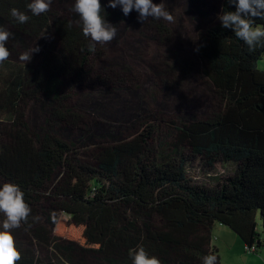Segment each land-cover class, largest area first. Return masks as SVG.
<instances>
[{
  "label": "trees",
  "instance_id": "16d2710c",
  "mask_svg": "<svg viewBox=\"0 0 264 264\" xmlns=\"http://www.w3.org/2000/svg\"><path fill=\"white\" fill-rule=\"evenodd\" d=\"M27 3L0 0V12L19 7L29 17L33 33L52 27L61 37L59 47L47 50L37 65L9 63L0 92V110L14 119L9 142L0 143V181L20 186L31 224H38L35 203L46 196L73 219L86 251L108 254L107 248L115 243L112 247L118 248L120 241L142 246L153 241L154 249L158 242L170 244L196 251L202 259L215 222L229 226L246 246L256 245L259 251L264 246L259 230L261 225L264 232V70L258 62L264 57V44L249 51L220 21L207 27L200 33L197 50L207 76L225 100L222 110L183 124L171 147L162 149L160 143L158 150L151 146L150 131L99 145L91 159L83 160L75 142L31 131L23 120L22 104L40 96L61 104L67 99L68 80L90 83L99 76L93 67L97 46L90 47L92 42L84 37L81 23L52 18L49 12L34 16ZM101 4V14L108 22L132 14L124 16L120 8ZM223 7L234 10L229 0H223ZM11 19L17 28L28 30ZM255 22L264 24V19ZM197 160H204L210 169L219 163L230 164L232 170L215 178L213 185L195 184L187 167ZM130 210L156 212L163 216L164 226L144 225L147 241L133 236L129 230L138 229L137 217ZM36 229L42 244L49 246L44 228ZM17 250L20 259L14 264H58L35 249ZM215 251L216 264H220Z\"/></svg>",
  "mask_w": 264,
  "mask_h": 264
},
{
  "label": "rangeland",
  "instance_id": "374dc122",
  "mask_svg": "<svg viewBox=\"0 0 264 264\" xmlns=\"http://www.w3.org/2000/svg\"><path fill=\"white\" fill-rule=\"evenodd\" d=\"M101 1L107 4L108 0ZM155 2L170 13L172 21L148 18L142 22L137 19L135 10L122 22L110 21L116 28V35L109 42L96 43L97 51L93 57L94 71L99 76L92 77L94 79L90 83L83 85L68 80L64 104L45 96L22 104L23 120L31 131L73 141L81 148L79 156L89 160L99 150V145L118 143L135 134H149L150 131L151 146L158 150L160 143L164 144L161 145L162 149L171 147L182 133L183 124L209 118L222 110L225 100L207 76L206 64L197 48L200 33L219 21L217 14L222 9L223 0ZM64 7L67 5L50 0L45 13H54L60 18L81 23L79 16L67 14L68 11L75 13L73 8L65 11ZM13 8L23 11L19 7ZM11 9L0 12V16L5 15L6 18L0 17V29L9 33L6 41L9 56L0 62V92L6 84L9 63L37 65L47 50L59 47L61 39L52 27L33 33L32 26L26 22L21 25H26L28 30L17 28L10 21L13 18ZM258 66L264 70V57ZM13 120L6 111L0 110V143L9 142ZM231 170L232 166L226 163H219L215 169H210L205 166L204 160L191 162L187 167L188 176L195 184L208 186L214 184L215 178ZM61 176L59 174L58 178ZM46 193L49 196V192ZM34 208L38 209V224L33 226L30 219L22 220L12 230L15 246L35 249L43 257L52 256L58 264H132L130 251L138 246L157 257L160 264H180L181 260L202 264L201 256L196 251L179 250L160 242L154 249L153 241L145 246L134 245L130 240L120 241L118 248L112 247L116 243L107 248L108 254L86 251L75 222L69 214L59 209L52 198L45 196L35 203ZM129 213L137 217L138 226L136 230L130 228L129 232L140 239L147 241L148 230L144 225L152 224L154 229L164 226L163 216L156 212L137 214L130 210ZM4 219V214L0 213V224ZM128 220L133 221L132 218ZM37 226L44 228L49 237V246L42 244L37 237ZM259 230L264 243L261 225ZM208 246L205 255L216 256L215 250L218 249L220 264H264V246L257 252L249 251L232 228L219 222L213 224Z\"/></svg>",
  "mask_w": 264,
  "mask_h": 264
},
{
  "label": "clouds",
  "instance_id": "9594fccd",
  "mask_svg": "<svg viewBox=\"0 0 264 264\" xmlns=\"http://www.w3.org/2000/svg\"><path fill=\"white\" fill-rule=\"evenodd\" d=\"M50 0H30L28 10L34 16L45 13L49 8ZM234 10L223 7L217 14L221 27L232 29L235 37L247 45L249 51H254L264 44V24H257V19H264V0H229ZM107 7H119L128 16L133 10L137 12V19L145 22L148 18L171 22L173 17L155 0H108ZM101 0H74L73 11L78 14L84 37L89 38L94 48L96 43L104 44L111 41L116 35L114 25L102 15ZM10 15L19 24H24L29 17L16 8L10 10ZM9 33L0 29V62L9 56L6 41ZM38 50V49H36ZM26 59V58H25ZM30 208L24 199L20 186L14 182L0 183V213L5 219L0 224V264H14L20 259V252L14 243L13 229L27 218ZM132 264H160L157 257L150 255L143 247L138 246L130 251ZM202 264H216L215 255H206Z\"/></svg>",
  "mask_w": 264,
  "mask_h": 264
},
{
  "label": "flooded vegetation",
  "instance_id": "af4514ba",
  "mask_svg": "<svg viewBox=\"0 0 264 264\" xmlns=\"http://www.w3.org/2000/svg\"><path fill=\"white\" fill-rule=\"evenodd\" d=\"M52 1V3H53V0H51ZM55 2V1H54ZM58 2L62 5H67V7H64L63 9L66 11H68L70 8H73V5H74V0H58ZM107 3H108V1H107ZM53 5H55V4H53ZM56 6V5H55ZM117 8H119V7H117ZM42 14H44V13H42ZM49 14L51 15V17L52 18H54V17H57V15L56 14H54V13H50L49 12ZM69 16H73V17H78V14L77 13H70L69 11H68V13H67ZM64 16H67L66 14L64 15ZM2 19H6L4 16H0ZM132 17V16H131ZM117 22H122L121 20L120 21H117ZM144 32V31H143ZM153 65V64H152ZM154 66H156V63L154 64ZM113 67H114V65H113Z\"/></svg>",
  "mask_w": 264,
  "mask_h": 264
},
{
  "label": "built area",
  "instance_id": "2783aa9c",
  "mask_svg": "<svg viewBox=\"0 0 264 264\" xmlns=\"http://www.w3.org/2000/svg\"><path fill=\"white\" fill-rule=\"evenodd\" d=\"M246 248L249 250V251H252V252H256V245H253V246H246Z\"/></svg>",
  "mask_w": 264,
  "mask_h": 264
},
{
  "label": "crops",
  "instance_id": "0c3cea01",
  "mask_svg": "<svg viewBox=\"0 0 264 264\" xmlns=\"http://www.w3.org/2000/svg\"><path fill=\"white\" fill-rule=\"evenodd\" d=\"M212 245H215V243L212 242ZM216 246V245H215Z\"/></svg>",
  "mask_w": 264,
  "mask_h": 264
}]
</instances>
